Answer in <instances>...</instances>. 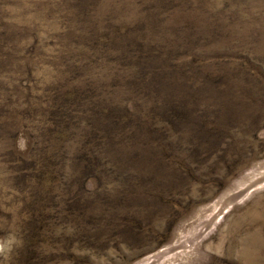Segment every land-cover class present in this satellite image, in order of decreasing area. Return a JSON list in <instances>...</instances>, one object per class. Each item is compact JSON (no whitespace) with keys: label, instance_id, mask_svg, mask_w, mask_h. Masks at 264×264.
Instances as JSON below:
<instances>
[{"label":"rangeland","instance_id":"obj_1","mask_svg":"<svg viewBox=\"0 0 264 264\" xmlns=\"http://www.w3.org/2000/svg\"><path fill=\"white\" fill-rule=\"evenodd\" d=\"M0 264H264V0H0Z\"/></svg>","mask_w":264,"mask_h":264}]
</instances>
